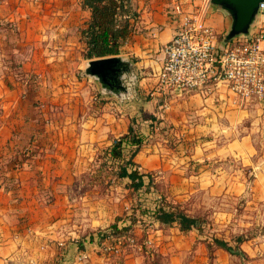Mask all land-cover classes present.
<instances>
[{
    "label": "crops",
    "instance_id": "obj_1",
    "mask_svg": "<svg viewBox=\"0 0 264 264\" xmlns=\"http://www.w3.org/2000/svg\"><path fill=\"white\" fill-rule=\"evenodd\" d=\"M176 2L197 11L204 0H130L133 31L115 55L129 63L126 88L115 95L82 74L80 30L90 17L82 0H0V264H143L139 245L104 252L88 240L130 200L125 181L103 177L98 157L130 124L148 134L132 160L156 192L217 214L228 204L230 224L243 227L236 234L264 226V99L240 98L222 82L149 94ZM203 15L219 37L228 32L224 9L209 2ZM258 29L264 11L237 36ZM196 231L153 223L144 242L158 264H205ZM250 240L241 257L264 264V235ZM226 255L217 248L214 264Z\"/></svg>",
    "mask_w": 264,
    "mask_h": 264
},
{
    "label": "built area",
    "instance_id": "obj_2",
    "mask_svg": "<svg viewBox=\"0 0 264 264\" xmlns=\"http://www.w3.org/2000/svg\"><path fill=\"white\" fill-rule=\"evenodd\" d=\"M209 2L204 0L197 11L185 10L179 2L173 5L177 25L162 46L157 83L149 94L162 97L168 91L190 92L222 82L240 98L264 99V30L225 41L226 34L219 37L204 21ZM258 11H264V2L259 3ZM130 149V143L124 142L125 158L130 157ZM134 242L132 236L113 238L106 234L99 245L104 252H114Z\"/></svg>",
    "mask_w": 264,
    "mask_h": 264
},
{
    "label": "trees",
    "instance_id": "obj_3",
    "mask_svg": "<svg viewBox=\"0 0 264 264\" xmlns=\"http://www.w3.org/2000/svg\"><path fill=\"white\" fill-rule=\"evenodd\" d=\"M82 5L89 9L90 17L86 25L80 30V38L84 43L83 56L87 60L115 56L119 53L120 46L130 36L133 25L129 17L135 16L130 0H82ZM134 121V120H133ZM154 126H152L153 130ZM148 134L141 132L137 125H131L128 131L113 138L109 146L102 149L99 154L101 166L114 169L117 179L126 178V187L133 191L142 190L144 193L154 195L152 204L142 209L140 214L133 208L132 212H122L105 229L98 230L88 236L90 242L100 243L106 234L113 238L132 236L133 229L140 219L147 220L144 224L142 237H146V230L153 223L160 226H172L176 224L180 231L187 232L191 229L201 230L202 219L188 213L181 203L169 201L163 194H155V188L151 186V176L140 172L134 164L132 157L138 149L146 143ZM131 145L130 157L123 156V143ZM142 194V193H141ZM144 196V195H143ZM138 197V196H137ZM141 200V198L139 199ZM146 215L145 218H140ZM245 239L237 236L234 244L224 239L213 237L208 242V250H212L211 244L222 248L230 254L241 256L239 244ZM81 247V243H79ZM146 249V248H144Z\"/></svg>",
    "mask_w": 264,
    "mask_h": 264
},
{
    "label": "rangeland",
    "instance_id": "obj_4",
    "mask_svg": "<svg viewBox=\"0 0 264 264\" xmlns=\"http://www.w3.org/2000/svg\"><path fill=\"white\" fill-rule=\"evenodd\" d=\"M213 5L216 7L218 6L216 4H213ZM100 164H101V161H100ZM103 168H104V171L102 175L103 177H106L107 180H109L110 182H114L115 180L125 181V184L128 182L126 178L117 179L113 168L111 169L108 166L103 167ZM151 186L153 187V190L154 188H156L154 183L152 182H151ZM128 190L129 191L125 193V198L127 200L128 199L130 200L124 206V210H123L124 212L131 213L134 208L137 210L136 212H139L140 214L142 209H145L147 208V206H150L152 204V200H153L152 198L154 197V195H150L148 193L146 194L140 189L137 191H133L132 189L128 188ZM155 194H159V193L155 192ZM140 198L141 200H139ZM181 204H183L186 210L188 212H191L193 216H197L198 218L202 219L201 230L196 231V238L198 242L202 243L205 246V252H206L205 253L206 263L205 264H214V258L216 257L215 250L218 247H215V244L212 243L211 244V246L213 247L212 250H208V246H207L208 242H211L213 237L224 239L228 241L229 243L234 244L235 243L234 239L240 235L244 236L245 240L249 238H251L252 240L253 238H255L257 239V242L259 241L260 236L264 235V226H261L260 224H256L255 222L252 225H249L246 230H244L243 232L239 234H236L235 232H233V229L239 230L240 228H243V227H239L238 225L234 226V224H230V221L233 222L235 215L234 216L232 215L229 221V205L228 204L220 205L221 207L224 208L222 210L224 214H217L218 211L213 213L214 210L212 207L202 208V207L189 205L188 201L182 202ZM240 209H242V207L241 208L237 207V214L241 213L240 215H243L242 212H240L241 211ZM145 216L146 215H142V217L140 218H145ZM240 217L243 218V220L240 222L244 224V217L243 216H240ZM144 224L148 225L149 223L146 219L145 220L140 219L134 228H141V230H143ZM142 234H143V231L141 233L140 238H135L134 236L135 242L132 244L125 245L126 248L124 251H126L127 253H134V249H133L134 246H130V245H139L138 250L136 248L135 251L139 252L143 256L142 263L143 264H158L157 263L158 259H156L155 253L149 247H147V245L144 242V238L142 237ZM224 252H226L227 254L225 259L228 260L227 263L225 262L226 264H260L259 259H258L259 257H253V259H250L249 262L248 261L246 262L244 257L237 256V255L233 256V254H230L225 250ZM84 258H86V256L81 257L79 260H83ZM229 260H232V261H229ZM119 264H121V262Z\"/></svg>",
    "mask_w": 264,
    "mask_h": 264
},
{
    "label": "water",
    "instance_id": "obj_5",
    "mask_svg": "<svg viewBox=\"0 0 264 264\" xmlns=\"http://www.w3.org/2000/svg\"><path fill=\"white\" fill-rule=\"evenodd\" d=\"M231 16V24L225 41L239 34H247L249 26L264 0H209ZM129 63L120 56H109L88 60L82 74L96 80L106 93L119 95L125 90V76Z\"/></svg>",
    "mask_w": 264,
    "mask_h": 264
}]
</instances>
